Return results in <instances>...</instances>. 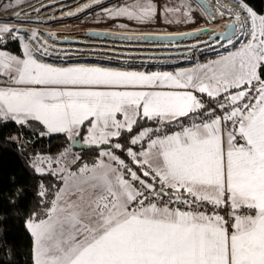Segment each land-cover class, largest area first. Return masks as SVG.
I'll list each match as a JSON object with an SVG mask.
<instances>
[{
	"label": "snow or ice",
	"instance_id": "1",
	"mask_svg": "<svg viewBox=\"0 0 264 264\" xmlns=\"http://www.w3.org/2000/svg\"><path fill=\"white\" fill-rule=\"evenodd\" d=\"M233 2L226 51L181 71L58 67L28 44L0 48V126L64 138L54 153L17 150L31 200L0 165V245L17 220L29 264H264V12ZM194 10L131 0L109 15ZM9 39L21 38L0 22Z\"/></svg>",
	"mask_w": 264,
	"mask_h": 264
},
{
	"label": "rangeland",
	"instance_id": "2",
	"mask_svg": "<svg viewBox=\"0 0 264 264\" xmlns=\"http://www.w3.org/2000/svg\"><path fill=\"white\" fill-rule=\"evenodd\" d=\"M39 1L38 5L35 6L36 11L30 12L31 8L19 11V9L26 6L32 5L34 2ZM80 0H68L60 5L65 6L72 5ZM189 1V0H188ZM222 8L224 14H230L228 10L235 12L239 11L236 3L233 0H213ZM131 0H93L89 3L79 5L77 10L67 12L56 18L49 20L50 24L55 27H67V28H78V31L93 28H103V29H114L123 35H144L148 33H170L175 31H186L190 29H199L209 27L208 19L204 14L199 10V13L205 21V27H199L196 23L200 21L199 16L194 10L192 17L189 20H185L180 13L168 14L165 16L161 11L154 19L148 22H138L136 20H131L126 17H116L109 15V12H114L115 9L123 7L125 4L130 3ZM184 0H155L156 6L162 9L164 6L168 7H181L184 3ZM43 3H46V0H5L0 1V22L5 21L8 18V22L12 20L16 21H28V20H37L39 14L43 11L49 9H54L56 7L55 3L42 6ZM194 9L196 6L189 1ZM87 5V6H85ZM34 7L32 9H35ZM11 12V13H10ZM15 12V13H14ZM3 13V14H2ZM35 14V17H28L29 15ZM22 15V16H21ZM25 16V17H24ZM38 17V18H37ZM5 18V19H4ZM7 21V20H6ZM10 24L13 26V31H16L21 38V44H28L32 53H34L37 59L41 60L44 63L51 64L53 66L65 67V66H83V65H74L76 61H53L52 57H60L53 53V55L46 51L45 49H35L33 43L37 41L36 30H27L24 28H16V25ZM196 25V26H195ZM76 30V29H75ZM73 30L64 31L72 32ZM36 39V40H35ZM2 48V47H0ZM5 50V49H4ZM162 51V50H161ZM164 51V50H163ZM162 51V52H163ZM170 52L172 50H169ZM226 49H206V50H193L190 53H184L183 55H148V56H121L117 54H112L108 52H95L93 56L94 61L84 60L82 63L94 64L92 67H98L101 69L113 70L114 68H119V71L122 72H175L185 70L192 67L193 65L199 63V61L204 60L208 57H217L218 52H224ZM176 52V50H175ZM92 53V52H91ZM164 53V52H163ZM112 56V57H110ZM70 57V56H63ZM114 57V58H113ZM90 61V62H89ZM86 67V66H84ZM128 69V70H127ZM132 69V70H131ZM35 129V128H34ZM16 137V136H14ZM79 151V150H76ZM75 153V152H74Z\"/></svg>",
	"mask_w": 264,
	"mask_h": 264
},
{
	"label": "bare ground",
	"instance_id": "3",
	"mask_svg": "<svg viewBox=\"0 0 264 264\" xmlns=\"http://www.w3.org/2000/svg\"><path fill=\"white\" fill-rule=\"evenodd\" d=\"M68 0H46V3H43L42 6L49 5L51 3H55L56 7L54 9H49L47 11L41 12L39 14V18L37 20H28V21H16L12 20L10 23L16 25V28H24L27 30H36L37 41L33 43V47L35 49H45L57 55H61L60 57H52L53 61H76L74 65H83L86 67H92L94 64L90 63H82L81 61L90 60L94 61L95 52H108L112 54H117L119 57L121 56H148V55H177L190 53L193 50H206V49H223L220 48V43H223L219 39H217L216 43L209 41V33H205L204 35L194 38L191 40H184L175 43H161V42H151L147 40L137 41L134 38H123L122 33H119L117 30L111 29H103V28H93L90 27L88 29H84L82 31H72V32H58L54 31V27L50 24L51 19L60 18L63 14L77 10L79 5H83L89 3L93 0H80L72 5H60L59 3L66 2ZM195 6L199 3V0H189ZM39 1L34 2L30 6H26L24 8L19 9V11L31 8L30 12H35ZM203 3L207 5L208 11H201L204 16L208 19L209 27H212L214 23L220 22H233L234 17L231 14H224L222 17L218 15L219 12H223L222 8L218 6L216 2L213 0H203ZM87 6V5H85ZM35 9H32V8ZM208 12L211 15H208ZM11 13V12H10ZM15 13V12H14ZM3 14V13H2ZM22 16V15H21ZM35 17L36 15H29L28 17ZM25 17V16H24ZM57 18V19H58ZM5 19V18H4ZM214 19V20H211ZM7 20V21H6ZM8 22V18L5 21ZM8 22V23H9ZM121 36V37H120ZM69 40V42H63L58 40ZM36 40V39H35ZM211 45V47H209ZM164 52H162V51ZM169 50H172L171 52ZM176 50V52H175ZM92 52V53H91ZM175 54V55H176ZM70 56V57H63ZM112 57V56H110ZM114 58V57H113ZM89 61V62H90ZM113 70L119 71V68L112 67ZM128 70V69H127ZM132 70V69H131ZM123 71V70H122Z\"/></svg>",
	"mask_w": 264,
	"mask_h": 264
},
{
	"label": "trees",
	"instance_id": "4",
	"mask_svg": "<svg viewBox=\"0 0 264 264\" xmlns=\"http://www.w3.org/2000/svg\"><path fill=\"white\" fill-rule=\"evenodd\" d=\"M5 1V0H0ZM185 1V0H184ZM189 2V1H188ZM251 6L257 11L264 12V0H250ZM200 21L196 24L199 27H205V21L199 11L195 9ZM196 26V25H195ZM20 40L9 39L3 49L16 54L22 55V47ZM34 128H23L9 122L4 126H0V141H4L9 136H19L21 143L15 141L8 142L3 148H0V165L4 170V175L7 177L9 173H15L21 184L25 185L29 190L28 199L31 200L33 180L28 174H20L19 161L17 159V150L38 152H52L54 153L57 146L64 143L63 137H45L37 138L33 133ZM22 145V146H21ZM82 156L84 160L90 159L88 155L89 150H73ZM8 231L4 236L6 243L0 245V264H29L28 246L29 238L25 233L22 224L17 220H10L8 222Z\"/></svg>",
	"mask_w": 264,
	"mask_h": 264
},
{
	"label": "water",
	"instance_id": "5",
	"mask_svg": "<svg viewBox=\"0 0 264 264\" xmlns=\"http://www.w3.org/2000/svg\"><path fill=\"white\" fill-rule=\"evenodd\" d=\"M214 20V19H211ZM233 22H220V23H214L212 27L208 28H199V29H190L186 31H175V32H168V33H148L144 35H123V38H134V40L137 41H142V40H147L151 42H163V43H175V42H180L184 40H191L194 38H198L205 33H209V41H212L215 39H219L220 35L225 33L228 30V26L232 25ZM76 29V30H75ZM78 28H67V27H55L54 31L56 33L58 32H64V31H78ZM121 37V36H120ZM58 40V39H55ZM58 41H63V40H58ZM63 42H69V40H64ZM223 42V41H222ZM73 150H81L79 148H74ZM86 150V149H83Z\"/></svg>",
	"mask_w": 264,
	"mask_h": 264
},
{
	"label": "built area",
	"instance_id": "6",
	"mask_svg": "<svg viewBox=\"0 0 264 264\" xmlns=\"http://www.w3.org/2000/svg\"><path fill=\"white\" fill-rule=\"evenodd\" d=\"M210 59H214V57H208V58H206L204 60L199 61V63H205V62H207Z\"/></svg>",
	"mask_w": 264,
	"mask_h": 264
}]
</instances>
